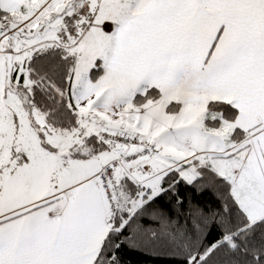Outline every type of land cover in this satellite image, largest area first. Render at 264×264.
<instances>
[{"label":"snow or ice","instance_id":"snow-or-ice-1","mask_svg":"<svg viewBox=\"0 0 264 264\" xmlns=\"http://www.w3.org/2000/svg\"><path fill=\"white\" fill-rule=\"evenodd\" d=\"M264 264V0H0V264Z\"/></svg>","mask_w":264,"mask_h":264},{"label":"trees","instance_id":"trees-1","mask_svg":"<svg viewBox=\"0 0 264 264\" xmlns=\"http://www.w3.org/2000/svg\"><path fill=\"white\" fill-rule=\"evenodd\" d=\"M131 264H153L151 258L149 257H141L138 255H131L129 257Z\"/></svg>","mask_w":264,"mask_h":264}]
</instances>
